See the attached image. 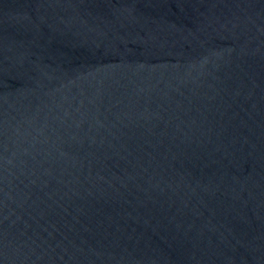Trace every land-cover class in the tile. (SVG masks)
<instances>
[{"label":"water","instance_id":"1","mask_svg":"<svg viewBox=\"0 0 264 264\" xmlns=\"http://www.w3.org/2000/svg\"><path fill=\"white\" fill-rule=\"evenodd\" d=\"M0 264H264V0H0Z\"/></svg>","mask_w":264,"mask_h":264}]
</instances>
